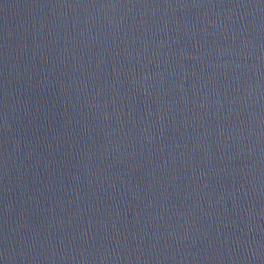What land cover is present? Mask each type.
I'll return each mask as SVG.
<instances>
[{
	"label": "water",
	"instance_id": "water-1",
	"mask_svg": "<svg viewBox=\"0 0 264 264\" xmlns=\"http://www.w3.org/2000/svg\"><path fill=\"white\" fill-rule=\"evenodd\" d=\"M0 264H264V0H0Z\"/></svg>",
	"mask_w": 264,
	"mask_h": 264
}]
</instances>
